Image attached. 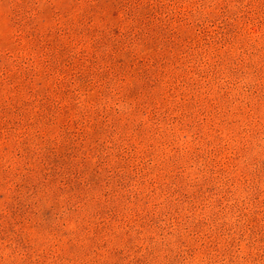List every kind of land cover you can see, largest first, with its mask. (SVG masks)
Here are the masks:
<instances>
[{
  "label": "rangeland",
  "instance_id": "374dc122",
  "mask_svg": "<svg viewBox=\"0 0 264 264\" xmlns=\"http://www.w3.org/2000/svg\"><path fill=\"white\" fill-rule=\"evenodd\" d=\"M0 264H264V0H0Z\"/></svg>",
  "mask_w": 264,
  "mask_h": 264
}]
</instances>
